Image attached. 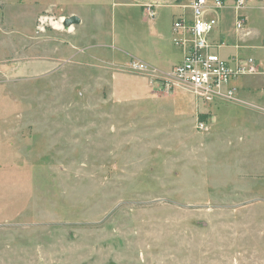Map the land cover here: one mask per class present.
I'll return each instance as SVG.
<instances>
[{"label": "rangeland", "instance_id": "374dc122", "mask_svg": "<svg viewBox=\"0 0 264 264\" xmlns=\"http://www.w3.org/2000/svg\"><path fill=\"white\" fill-rule=\"evenodd\" d=\"M235 2L212 38L227 59L257 57L264 0ZM0 4V264H264V87L244 84L256 63L234 79L242 95L203 102L171 81L177 40H145L190 3L155 28L121 0Z\"/></svg>", "mask_w": 264, "mask_h": 264}, {"label": "built area", "instance_id": "2783aa9c", "mask_svg": "<svg viewBox=\"0 0 264 264\" xmlns=\"http://www.w3.org/2000/svg\"><path fill=\"white\" fill-rule=\"evenodd\" d=\"M245 1L236 0L235 6L240 8ZM190 6L191 17L184 15L174 22V30L181 35L176 45L182 47L184 54L170 71L171 81L190 85L197 99L203 102L232 99L238 92L233 84L234 79L254 73L255 60L238 58L230 62L219 54L223 42L214 41L211 35L219 26L220 11L225 7V0H191ZM149 14L154 16V10L150 9ZM245 23V15L236 17L237 29L243 30ZM130 67L139 72L150 69L149 64L137 60L131 61ZM200 126L207 129L204 121Z\"/></svg>", "mask_w": 264, "mask_h": 264}, {"label": "crops", "instance_id": "0c3cea01", "mask_svg": "<svg viewBox=\"0 0 264 264\" xmlns=\"http://www.w3.org/2000/svg\"><path fill=\"white\" fill-rule=\"evenodd\" d=\"M186 1H188L187 5H185ZM190 2H191V0H121V4H122L121 14L126 13L125 9H128V8L133 9L136 12V15H138L140 22L151 23L153 25V27L155 28V26H157V24L155 23L157 21V16H159L162 11L170 13L173 16L175 14V12H177L180 7H186V6L188 7ZM150 9L154 10V12H155L154 16H151L149 14ZM186 17H188V16H186ZM189 17H191V16H189ZM220 17H221V15H220ZM62 18H64V17H62ZM220 19H219V23H220ZM80 20H82V19H80ZM60 21H63V19L62 20L60 19ZM60 21L57 20L56 23H59ZM174 22L172 23L170 34L168 36L166 34L161 33V32H159L157 34L156 33L153 34L150 31L149 32L150 35H148V38L145 40H173V42H174V40H177L181 36L180 32H177L174 30ZM246 22H247V17H246ZM219 28H220V25L213 32V34L217 31H220ZM243 30H244V32H243L242 37L245 40L252 33V30L251 29L245 30V27ZM212 35H211V38H212ZM212 39L214 41L222 42V40H219V37L216 38L214 36ZM174 44L176 45L175 42H174ZM257 47H259V46H255V48H257ZM223 48H224V44H222L221 47L219 48L218 52L220 55H221L220 51ZM251 48H252V46H250V45H248L246 47V49H251ZM152 49H154L156 51L157 55L160 58H162V55L166 56L167 50L168 51L170 50L167 43H160V44L154 43V46ZM180 49H181V55L182 56H181L180 60H178V61L182 60L183 54H184L182 47H180ZM259 49L261 50L262 53L259 52V55L257 56L258 58L254 57V56H251L250 58L256 60L255 63L258 65V67L261 68V70L257 71V73H256L257 75L252 74L254 76H248L247 78L245 77L244 84L246 86L248 84H250L252 86L253 85L255 86L257 84L258 86L260 85L261 87H264V52H263L264 51V45H261L259 47ZM223 58H225V57H223ZM238 58H242V60L247 59L245 54L244 55L242 54L241 56H239L237 58L233 57L230 59H227V58H225V59L232 62L234 59H238ZM141 59L147 61L145 58H141ZM240 77H242V76H239L238 78H240ZM238 78H236V79H238ZM233 84L238 88V94L240 93V95H242V90H243L242 83L237 86L235 84V82L233 81Z\"/></svg>", "mask_w": 264, "mask_h": 264}, {"label": "water", "instance_id": "95a60500", "mask_svg": "<svg viewBox=\"0 0 264 264\" xmlns=\"http://www.w3.org/2000/svg\"><path fill=\"white\" fill-rule=\"evenodd\" d=\"M80 18L76 15H72L70 17L65 18L64 23L66 26H70L71 24H78L80 23Z\"/></svg>", "mask_w": 264, "mask_h": 264}, {"label": "trees", "instance_id": "16d2710c", "mask_svg": "<svg viewBox=\"0 0 264 264\" xmlns=\"http://www.w3.org/2000/svg\"><path fill=\"white\" fill-rule=\"evenodd\" d=\"M1 7H2V6H1V4H0V9H1Z\"/></svg>", "mask_w": 264, "mask_h": 264}]
</instances>
